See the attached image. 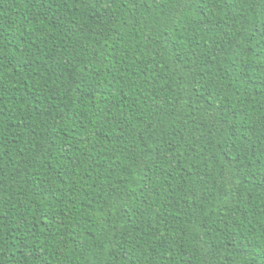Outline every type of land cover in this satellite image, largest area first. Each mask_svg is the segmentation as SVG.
I'll use <instances>...</instances> for the list:
<instances>
[{
    "label": "trees",
    "instance_id": "obj_1",
    "mask_svg": "<svg viewBox=\"0 0 264 264\" xmlns=\"http://www.w3.org/2000/svg\"><path fill=\"white\" fill-rule=\"evenodd\" d=\"M0 264H264V0H0Z\"/></svg>",
    "mask_w": 264,
    "mask_h": 264
}]
</instances>
